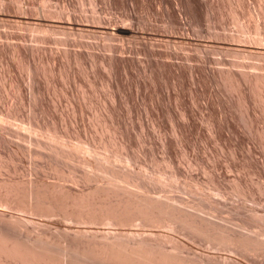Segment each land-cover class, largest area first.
I'll return each instance as SVG.
<instances>
[{"label": "bare ground", "instance_id": "obj_1", "mask_svg": "<svg viewBox=\"0 0 264 264\" xmlns=\"http://www.w3.org/2000/svg\"><path fill=\"white\" fill-rule=\"evenodd\" d=\"M37 1L42 2L41 9H39L41 11L36 9L39 14L42 13V16L36 14L37 11L33 15H39V18L38 16L31 17L32 14L30 13L34 9L32 5L36 4ZM53 1L15 0V2H12L10 0H0L1 23L8 21L13 24H24L30 30V32L28 31L30 34L31 29L45 34L34 35L35 32H32L33 35H29L25 32H19L18 28L13 31L3 29L2 26L0 29V69L6 78L9 77L10 85L8 86L11 87V92L8 93L11 94L8 95L15 97V101L10 102L4 100L0 93V120H7L5 123L0 122V169H5L9 173L7 177L0 175V264H243L236 258H232L231 253H241V256L247 257L251 264H264V219L263 216L258 214L260 209L253 207L254 209L250 210V213L254 211L259 216L253 214L251 218H248V215H250L248 214L247 217H243L246 214L244 211L242 217L236 218L233 215L240 206L235 203L236 205L232 207L233 200L230 204H227L226 201L228 197L235 195L243 201L247 199L250 200L249 202H253L250 204L259 205V203L264 202V191L260 188L262 184L259 187L260 189L257 190L255 188L258 186L252 187L247 181H243L245 178L239 177L238 174L237 177L233 178L230 185V183H226V179L230 177L229 174H227L229 176L227 177L224 176L226 175L225 172L223 175L217 171L213 173L209 171L210 174H207V177H202L204 174L200 176V174L194 172L195 170L193 171V168L192 170H185V168L179 166L178 160L180 159L176 157L177 144L182 146V150L186 147H188L186 149H190L189 147L196 148L198 145L192 142L195 141L196 135L194 138L192 137L194 140L190 138L196 133L199 135L200 125L198 124L199 121L197 122L194 118L193 111L196 110H191L188 107L189 104L186 105L190 101L187 102L189 96L195 104L199 102V97H202L203 94H206V96L207 93L210 94L209 96L213 94L215 98L217 97V101L215 100L217 105L220 104L222 107H226V109H223L227 110L235 98L232 99L225 93L228 99L220 94L219 96L218 90L217 94H214L213 89L209 87L211 83L225 80L226 83L230 82V86L228 84L230 89H237V92L235 89L233 90L236 94L238 93L237 96L240 101L237 99L235 101L237 100L236 102H239L242 106L244 105L247 109V106H249L248 108L251 107V97L259 99L257 95L261 93L259 90L260 93H256V97L251 96L254 91L249 92L252 81L254 80L257 84L258 81L263 80L264 83V75L251 74L247 71L246 67L249 65L244 64L245 62L232 64L230 61L231 64L229 65H232V67L229 66L230 68L209 66L210 55H208V50L219 48L220 45L210 43L211 41L204 43V40L197 38V34L204 31L201 24L203 0H55L57 2L55 8H50V2L53 3ZM87 3L91 6V9H89L92 10V16L90 14L89 16L86 15L88 11L84 7ZM208 6L210 5L208 4ZM78 8H82V10H79L83 13H78ZM15 9V14L10 17L8 13ZM85 12L87 13L84 14ZM255 15L259 16L258 13ZM5 23L7 24V22ZM258 25L257 28H259ZM56 31L63 34V37L55 38L57 37ZM51 32L56 33L55 37L52 38L48 34ZM245 32L244 34H246ZM233 35L235 34L233 33ZM100 40H107V42L104 41L106 43L102 44L103 42ZM11 42H13L12 48L9 47ZM29 42H37V44L34 43L36 46L30 45ZM252 42L251 44L254 43ZM52 43L57 44V47H52ZM187 47H193L199 53L192 55L186 51ZM9 53L12 54L11 57ZM215 61L217 63V60ZM222 62L221 60V64H223ZM224 62L226 63V61ZM234 66L238 69H233ZM252 66L256 69L259 68L256 64H250V67ZM19 71H25L29 79V86H27L28 82L24 84L25 78L22 79V73L20 74ZM142 77L147 78V81H144ZM260 77H262V80ZM76 80L80 82L79 87L82 83V87H80L82 90L78 86L76 87L82 92L83 102L85 99L86 102H88L87 99L93 101L101 85V87L107 86L110 90L105 88L109 93L111 91L109 105L105 103L106 100L103 101L99 97L102 104H100V101L97 105H102L101 107L105 110L97 108L99 114L98 111H95L98 116L97 118L94 116L97 119V121L94 119L97 125H94L96 128L92 125V128H95L93 130L87 128L86 123L84 124V103L78 101L80 98L77 100L73 96L69 99L66 97L69 102L71 99L74 104L72 105L73 112L70 110L72 113H58L59 111L57 112L56 108L61 106L58 105L60 102L58 104L54 103L56 102L55 99L50 101L46 97V93H50V91L57 94L58 92L70 93L67 83L71 84L72 81L77 83ZM232 83L234 86L231 87ZM260 84L261 82L257 85ZM187 85L188 89H186ZM253 87L256 88V85ZM261 87L264 89L263 85ZM147 88L156 93V95L153 93L155 99L158 97L157 104L159 107H156L160 108L159 113L162 111L167 114L165 117L167 116V120L171 122V127H173L171 129L176 137L173 139L169 137L171 135L165 134L167 136L161 139L164 134L161 133V141L159 140L162 142L159 143L163 146V152L166 155L160 161L164 160V165L167 166H165L166 170L169 168L168 171H165V167L162 166L163 163L154 156L155 147L153 145L154 150H151V146L150 150L143 147L146 152L142 154L149 157L140 162H143L148 170L149 168H158V174L162 176L163 171L169 174L172 178L169 182L164 179L165 182L160 183L161 179H154L156 178L153 174L154 169V172H151L154 178L151 177L150 172L151 176L148 174L147 176L142 174L140 170H136V158H142L143 156L135 157L137 153L135 155L136 151L133 150V144L136 143L133 129L138 127L141 130L142 135L140 134V136L142 139L143 137L144 139L145 137L149 138L150 135L152 136L155 133L152 134L153 130L151 131L149 125L143 123V121L138 120V123L134 120L136 122L134 123V121L128 120L127 117L130 118L131 116L134 119L133 113L136 111V104L138 106V102L135 103L137 99L133 89L136 90L137 95H140L143 91L148 90ZM226 90L227 88L225 92ZM5 91H8V89ZM150 91H147L148 97ZM235 92H233V95H235ZM255 92L256 90L253 93ZM106 94L108 95V93ZM188 94L189 96L186 97ZM62 96L64 95L62 94ZM211 97L208 99L210 100ZM155 99L153 103L156 102ZM262 99L264 100V98ZM170 100L176 103L177 109V106L181 108L179 113L171 111ZM209 100L203 104L205 107H209L207 105L211 106ZM210 101L213 104L215 102L213 99ZM236 102L234 103L237 104ZM253 102L255 103V101ZM96 103L98 101L95 102L94 100V104ZM103 103L106 105L103 106ZM122 103H125L124 106L127 104L126 111L129 116L126 114V118L129 122L122 115L124 110V108L120 109ZM25 104L29 105L30 111L25 108ZM259 106L260 104L257 107ZM156 107L154 110L157 109ZM222 107L220 106V108ZM251 108H253V105ZM225 110L224 112H226ZM258 110L260 111V109ZM156 111L158 112V110ZM159 113L156 114V122L155 119L152 121L155 123L154 127L157 126L160 128L158 131H162L163 128L165 129L170 125L166 126L168 121L165 124L164 114L159 115ZM228 113L230 117L234 115V112L230 114L229 110ZM246 113L248 115L249 111ZM224 115L227 116V114ZM138 116L137 114V118L141 117ZM160 116L165 120L161 119ZM211 116L209 114L208 118ZM214 118L216 119V116ZM224 118L222 119L224 120ZM227 118L225 119L228 121ZM9 119H19L20 122L29 125V127L26 126L28 132L9 125L7 123ZM205 119L207 121V117ZM211 119L213 117L210 118V122ZM222 119H220L221 121L216 119L211 125L207 124L210 126V132L214 134L213 138H222V135H227L223 134L224 127L230 132L228 133L229 136L233 134L234 129L232 127L235 126L232 125L233 122L226 123ZM249 123L247 124L249 125ZM31 130L44 132L50 140L42 139L40 136H36V133L34 135ZM90 130L93 131L91 132L94 133L93 135L89 132ZM260 130L257 128V131ZM166 132L168 131L166 130ZM246 132L248 133V131ZM136 133L138 134V132ZM7 134L11 138H17L18 141L19 139L25 141L27 145L22 146V143H19L20 141L18 142L16 139V141H9L8 139L11 138H7ZM262 135L261 137H263ZM152 137L155 138L156 136ZM152 137L150 140L147 139L153 144ZM241 137L243 138V136ZM224 138L227 137L222 139ZM251 138L253 139L252 136ZM190 140L193 143L192 145L189 142ZM231 140L229 141L231 142ZM205 144L202 143V145ZM239 144L238 140L234 143L233 154L232 150L230 152L231 158L232 155L239 154V146H242ZM73 145H75L74 148L83 150L85 155H82L83 153L78 149L70 147ZM212 146L214 147V145ZM230 147L232 148L233 145ZM100 148L106 149L110 154L107 152L105 156H98ZM182 152L178 154H182ZM248 153L246 152V154ZM26 156L31 160V166H25L27 167L25 174L29 176L28 178H24V174L20 175V171H22L21 161ZM199 157L195 156L190 160L185 156L186 160L188 159L190 162L188 166L199 165ZM201 157L203 158L204 155ZM158 158L160 159V157ZM233 159H237V157ZM210 161L209 163H212ZM227 163L226 165H228ZM254 164L256 165L255 161ZM141 169H144V167ZM202 169L205 170L203 167ZM217 169L220 170V168ZM176 181H179L178 185ZM174 186L178 190L172 189ZM205 188L213 190L218 197V199L214 198L217 200L216 202H212L214 199L205 201L204 198H202L203 200L195 198V195H198L199 192L202 191L201 194H203ZM164 191L165 193H163ZM178 191L188 196L182 195ZM205 198L208 197L205 196ZM245 208L242 209L245 210ZM225 213H228V216L232 215L239 221L232 222L234 218L232 216L226 217ZM253 227H257L258 230H256L257 228L254 230ZM195 245L198 246L195 248ZM199 245L206 247L202 249ZM245 263L247 264V262Z\"/></svg>", "mask_w": 264, "mask_h": 264}, {"label": "rangeland", "instance_id": "obj_2", "mask_svg": "<svg viewBox=\"0 0 264 264\" xmlns=\"http://www.w3.org/2000/svg\"><path fill=\"white\" fill-rule=\"evenodd\" d=\"M10 1H12V2H15V0H10ZM35 2H36V0H35ZM54 2H56L55 0L53 1V3H51L50 2V8H55V6H56V4H57V2L56 3H54ZM241 3V4H240ZM37 4V5H36ZM36 4H34L35 6H36V8H35V6L34 5H32V8H34V9H32L31 11H30V13L32 14L31 15V17H36V16H38V18H39V15H41L42 16V13L40 12V14H39V11H41V10H39V9H41V4H42V2L41 1H37V3ZM38 4H39V6H38ZM103 4V3H102ZM101 4V5H102ZM208 4L210 5V6H208ZM241 5V6H240ZM245 5V6H244ZM34 6V7H33ZM87 6H88V8H87ZM86 8V9H85ZM91 9V6L87 3L86 4V6L84 7V9L86 10V11H88V13L87 12H85L84 14H86V15H88L89 16V14H90V16H92L93 15V13H92V10H90ZM36 9H38V10H36ZM82 10V8H78V10ZM87 9H89V10H87ZM210 9V10H209ZM212 9V10H211ZM80 10H79V12L78 13H83L82 11L80 12ZM262 10H263V12H262ZM13 11V12H12ZM12 11H10L9 13H8V15L11 17L12 15H14L15 14V12H16V9L15 10H12ZM37 11V12H36ZM36 12V14H39V15H36V14H34L33 15V13H35ZM89 12H91V13H89ZM208 12V13H207ZM11 13V14H10ZM203 14H202V16H201V24H202V27H203V29H204V31L202 32V33H198L197 35V38H199V39H202V40H204V43H209V41H211L210 43H213V44H218V46L220 45V47L218 48H211L210 50H208V55H210V62H209V66H211V67H217V68H224V66H225V68L227 67H229L230 65L229 64H231V62H232V64L234 63H236V64H238L239 62L240 63H242V62H245L244 64H246V65H249V66H247L246 67V69H247V71H249V72H251V74H253V75H264V39H263V37H264V0H245V2H244V0H203V12H202ZM258 13V15L259 16H257V15H255V14H257ZM207 14V15H206ZM261 14V15H260ZM263 14V15H262ZM118 15H119V13H118ZM8 16V18H10ZM28 16H30V14H28ZM40 16V17H41ZM11 19V18H10ZM261 20V21H260ZM260 23H259V22ZM5 22H7V24L5 23ZM5 22H2L1 23V21H0V29L3 27V29H8V30H13V31H15V29H17L19 32H22V33H26V34H29V35H31L32 34V32L34 33V35L36 34V35H40V34H42V35H45V34H43L41 31V33L39 32H37L36 30H33L32 31V29H31V34L30 33H28V31L30 32V30H28V27H26L24 24H13L12 22H8V21H5ZM262 22V23H261ZM257 23V24H256ZM6 26V28H5V26ZM259 24V25H258ZM21 25V26H20ZM24 25V26H23ZM242 25V26H241ZM244 25V26H243ZM257 25L259 26V28H257ZM263 25V26H262ZM2 26V27H1ZM17 26V27H16ZM14 27V28H13ZM263 29H262V28ZM21 28V29H20ZM241 28V29H240ZM242 28H243V30H242ZM244 28H246V29H244ZM2 29V30H3ZM23 29H24V31H23ZM242 30V31H246L245 33L246 34H244V32H242V31H240V30ZM16 30V31H17ZM255 30H257L258 32L260 31V30H262V31H260L259 33L257 32V31H255ZM211 31V32H210ZM215 31V32H214ZM209 32H210V34H209ZM263 32V33H262ZM38 33V34H37ZM56 33H57V31H56ZM56 33L54 34V32L52 33H48L49 35H51V37L53 38V37H55V35H56ZM213 33H216V34H213ZM228 33V34H227ZM233 33L235 34V35H237V36H235V35H233ZM258 33V34H257ZM47 34V35H48ZM60 32L59 33H57V37H55V38H61V37H63V34H61V36H60ZM232 34V35H231ZM240 34V35H239ZM33 35V34H32ZM53 35V36H52ZM215 37H214V36ZM223 35H224V37H223ZM225 35H227L226 36V38H225ZM243 35H244V37H243ZM258 35V36H257ZM239 36H241L240 37V39H239ZM253 38H252V37ZM255 36V37H254ZM195 37V36H194ZM218 39H217V38ZM232 38V39H229V38ZM235 37V39H233ZM238 37V38H237ZM54 38V39H55ZM222 38V39H221ZM236 38L237 39H239L238 41L236 40ZM249 38V39H248ZM255 38V39H254ZM258 38V39H257ZM261 38V39H260ZM217 39V40H216ZM224 39H226L225 41H224ZM246 41H245V40ZM253 39V40H252ZM206 40H207V42H206ZM230 40V41H229ZM232 40V41H231ZM242 40V41H241ZM101 41V40H100ZM104 41H106L107 42V40H102L101 42H103L102 44H104V43H106V42H104ZM213 41V42H212ZM229 41V42H228ZM240 41V42H239ZM244 41V42H243ZM248 41V42H247ZM254 43H253V42ZM219 42V43H218ZM232 43V45H231V43ZM236 42H238L237 44H236ZM251 42L254 44H251ZM256 42V43H255ZM258 42V43H257ZM260 42V43H259ZM30 43V42H29ZM34 43H36L37 44V42H31L30 43V45L32 44V45H35ZM241 43V45H239ZM247 45H246V44ZM250 43V44H249ZM9 44H10V42H9ZM230 44V45H229ZM249 44V45H248ZM53 45V46H52ZM221 45H223V46H221ZM235 45V46H234ZM9 46V45H8ZM36 46V45H35ZM51 46L52 47H57V44L55 45V43H52L51 44ZM228 46H230L229 48H231V49H229L228 48ZM232 46V47H231ZM239 47V49H238V47ZM247 46V47H246ZM253 46V47H252ZM9 47H13V42H11V45L9 46ZM221 47H224L223 49L221 48ZM234 47V48H233ZM221 48V49H220ZM227 48V49H226ZM235 48H237V49H235ZM241 48V49H240ZM242 48H243V51H242ZM245 48V49H244ZM252 48V49H251ZM233 49V50H232ZM235 49V50H234ZM238 50V51H237ZM241 50V51H240ZM245 50V51H244ZM248 50H249V52H248ZM257 50V51H256ZM186 51L187 52H189V53H191L192 55H195L196 53H199V51L198 50H196V49H194L193 47H187V49H186ZM256 52V53H255ZM9 56L11 57L12 56V54H10L9 53ZM141 56V55H140ZM213 59H212V58ZM217 60V63H219V64H217V63H215L216 61L215 60ZM218 60H220V61H218ZM221 60L223 61L222 63L223 64H221ZM214 61V62H213ZM224 61H226V63L224 62ZM227 61H228V63H227ZM231 61V62H230ZM234 61V62H233ZM236 61V62H235ZM254 62V64H256V66H259V68L258 69H256V68H254L253 66L252 67H250V64L251 65H254V64H252ZM211 63V64H210ZM258 64V65H257ZM227 65V66H226ZM230 67H232V65L230 66ZM229 67V68H230ZM1 68V67H0ZM234 68H236V69H238L237 67H233V69ZM261 68V69H260ZM105 72V71H104ZM19 73L21 74V76H22V79L24 80V78H25V80H24V84H27V82H28V85L27 86H29V79H28V77H27V75H26V73H25V71H19ZM0 83H2V84H0V85H2L3 86V88H2V86H0V93H1V95H2V97L4 98V100H7V101H10V102H12V101H15V97H12V95H8V94H11V93H8L9 91L11 92V87H9L8 85H10V82L8 81L9 80V77L7 76V78L3 75V73H2V71H1V69H0ZM1 77H2V79H1ZM6 79L7 80V82H5L6 80H4V79ZM262 77H260V79H261ZM142 79L144 80V81H147L146 79L147 78H143L142 77ZM42 80H43V78H42ZM78 80V79H77ZM76 80V82L77 83H74V81H72V83L71 84H69V83H67V85H69L68 86V90L70 91V93H68V94H66V93H61V92H58V94H60V95H58L57 93H54V92H52L51 93V91H50V93L49 92H47L46 93V97H47V99H49L50 101L52 100L53 101V99H55L56 100V102H54V103H59L58 105H61V106H59L60 108H62V109H60L58 106V108H56V110H57V112L58 113H65V112H67V113H72L73 111V106L72 105H74L73 104V102L71 101V99H70V102H69V100H67V98L69 99L70 97H74V98H76L78 101H80L81 103L83 102L82 100H83V97H82V92L80 91V90H82L80 87H82V83H81V86L79 87L78 86V84L80 85V82H78V81H81V80H78L77 81ZM262 80V79H261ZM254 81V80H253ZM252 81V87L250 86V88H249V92H251L252 90H256V92L255 93H251L252 95L251 96H255L256 97V95L258 94V93H260V94H258L257 96L259 97V99L256 97V99L255 98H252L251 97V104L253 105V108H251L252 107V105L250 104V108H248L249 106H247V109H246V107L243 105H240V103L239 102H236L237 100L238 101H240V99L238 98V96H237V94H236V92H237V89H235V88H232V89H230V82L229 83H226L227 81H225V80H223V81H218L219 82V84H218V82L217 83H211V85H209V87H211L212 89H213V92H214V94L217 92V90H218V95L220 94V95H222V97H224V98H226L227 96L229 97L230 96V98H235V99H237L236 101H235V99H233V102H231V106H230V108H229V106H228V108H227V110H225L226 109V107H222V105H220V104H218L217 105V100H216V98H215V95H211V96H209L208 95V93H207V91H206V93H207V96H206V94H203L202 95V97H199V102L198 103H193V101H192V98H191V96H189V94L188 95H186V97H188L189 96V99H187V102L188 103H186V105L188 106V104H189V108H191V110H196V111H193L194 112V118L196 119V121L198 122V124L200 125V128H199V130H200V132H199V135H198V133H196V134H194L193 136H191L190 138L192 139V137L194 138V136H195V141H197V142H195V141H192L195 145H197V147L196 148H193V147H189L190 149H186V148H188V147H186L185 149L183 148V150H182V146H180V145H178L177 144V150H176V153H177V155H179V156H177L176 155V157H178V159H180V160H178V164H179V166H181L183 169L185 168V170H192V168H193V171L194 172H196V173H198V174H200V176L202 175V174H204L202 177H207L211 172L213 173L214 171H217V172H220V173H224V174H226V175H224V176H227V177H229L228 179H226V183L227 184H229L230 183V185H231V182H232V180H233V178L234 177H237L238 176V174L240 175L239 177H243V181H247V183L249 184V185H252V187H257V188H255V189H257V190H259L260 188L264 191V174H262V173H264V171H262V170H264V134L262 135V133H264V103H263V99L262 98H264V89L261 87L262 85H263V87H264V83L262 82V81H258L259 83L261 82V84L260 85H257V84H259L258 82H257V84L255 83V81L253 82ZM222 82V83H221ZM224 82V83H223ZM73 83H74V85H73ZM225 83H226V86H225ZM254 83V84H253ZM222 84V85H221ZM228 84H229V86H228ZM5 85V86H4ZM71 85H72V87H71ZM217 85V86H216ZM224 85V86H223ZM256 85V88L255 87H253V86H255ZM26 86V85H25ZM75 86V87H74ZM76 86H78L79 88H80V90L78 89V87H76ZM102 86V85H101ZM101 86H99V89L100 88H102V89H98L97 90V95H96V97L98 96V98H96L95 96H94V98L95 99H93V101H90V100H88L87 99V101L89 102H86V99L84 100V111H83V117H84V124L87 126V128L89 127V129H91L92 128V125H93V127H95L96 128V126H94V125H97L96 124V121H97V114H96V112L95 111H98V114L100 113L99 112V110H97V108L99 109V108H102V109H104L105 110V108H103V107H101V106H99V105H97V104H99L100 103V101L101 100H106V104L107 105H109L110 104V102H111V96H110V98H109V94L111 95V91H110V93L108 92V90L106 89V88H108L107 86H105V87H101ZM219 86V87H218ZM232 86H234L233 85V83L231 84V87ZM258 86V87H257ZM214 87V88H213ZM224 87V88H223ZM259 87H260V89H259ZM76 88V89H75ZM105 88V89H104ZM150 88V87H149ZM149 88H147L148 90H145V91H143L140 95H137V93H136V90L135 89H133V91H134V93H135V98L137 99H135L136 101H135V103H137L138 102V106H137V104H136V111L132 114L133 115V117H135L134 119L130 116V118L129 117H127V116H129V114L127 113V108H126V106H127V104L124 106V104L125 103H122V105H121V107H120V104H119V107H120V109L122 110V108H124V110L123 111H125V112H123L122 111V115H124V119L126 120V121H128L129 119H130V121H134V120H136V121H143V123H145V124H147V125H149V128H150V130L152 131V134H154V135H152V136H156L155 138L154 137H152L151 135H150V137L148 138L149 140H150V138L152 137V141H153V144H152V142L151 141H149L146 137H145V139H144V137H143V139H144V141H143V139H142V137L140 136V134L142 135V133H140V129L138 128V127H136V128H134L133 129V135L135 136V139H136V143L135 144H133V150H135L134 152H135V155H136V153H137V155L135 156V157H142V158H136L137 159V167H136V170L138 171V170H140V172L142 173V174H144V175H149V176H151V177H153L154 178V175L153 174H155V177L156 178H154V179H161L160 180V183L162 182H169L172 178H170V175L169 174H167L166 172H164L163 171V176L162 175H160V174H158V171H157V169L158 168H149V170H148V168L147 167H145L144 166V164H143V162H140V161H143L144 159H147V157H149V156H147L146 155V157H145V155H143L146 151L144 150V149H149L150 150V146L152 147L151 148V150H154V153H155V157H156V159H158L159 161L160 160H162L163 158H165L164 156H166L165 155V152H163V149L164 148H162L163 146H161V144L160 143H162V142H160L161 141V139H163V137H166L167 135H165V134H168V136L169 135H171V136H169L170 138H173V139H175V135H174V132H173V130L171 129V128H173V127H171L172 125H171V122L169 121V120H167L168 119V117L166 116L165 117V115H167L166 113H163L162 111H161V113H159L160 111V108H157L156 106H158V104H157V98L155 99V97H153V93H154V91L151 89V91H150V89ZM210 88V89H211ZM219 88V89H218ZM222 88V89H221ZM227 88V90H226V92H225V89ZM253 88V89H252ZM255 88V89H254ZM6 89H8V91H5ZM79 91H78V90ZM109 89V88H108ZM186 89H188V85H187V87H186ZM209 89V88H208ZM209 89V90H210ZM233 89H235L236 90V92H235V90H233ZM102 90V91H101ZM110 90V89H109ZM220 90V91H219ZM223 92H222V91ZM231 90V91H230ZM258 90V91H257ZM259 90H260V92H259ZM262 90V91H261ZM3 91V92H2ZM150 91L151 93L149 94V97L147 96L148 95V92ZM75 94H74V93ZM76 92H77V94H76ZM81 92V93H80ZM146 92V93H145ZM210 92V91H209ZM229 92H231V93H229ZM233 92H235V95H233L234 93ZM5 93V94H4ZM73 93V94H72ZM106 94V93H108V95L106 94V95H104V94ZM216 93V94H217ZM223 93V94H222ZM227 95H225V94ZM257 93V94H256ZM8 96H7V95ZM62 94L64 95V96H62ZM72 94V95H71ZM81 94V95H80ZM144 94V95H143ZM146 94V95H145ZM152 94V96H150ZM230 94V95H229ZM256 94V95H255ZM67 95V96H66ZM100 95V96H99ZM137 95V96H136ZM154 95H156V93H154ZM219 95V96H220ZM223 95H225V96H223ZM263 97H262V96ZM7 96V97H6ZM49 96V97H48ZM54 96V97H53ZM55 96H57V97H55ZM77 96V97H76ZM78 96H80V97H78ZM231 96H233V97H231ZM261 96V97H260ZM51 97H52V99H51ZM64 97V98H63ZM67 97V98H66ZM99 97H101V100H100V98ZM106 97V98H105ZM155 99L156 100V102L155 103H153L154 102V99H153V101H152V99ZM209 97H211V99H213L215 102H216V105H215V102H214V104L212 103V101H210L208 98ZM60 98V99H59ZM62 98V99H61ZM109 98V99H108ZM201 98V99H200ZM215 98V99H214ZM261 98V99H260ZM9 99V100H8ZM57 99H59V100H57ZM66 99V100H65ZM148 99H150V100H148ZM171 99L173 100V98L171 97ZM226 99H228V98H226ZM252 99H253V101H255V103L252 101ZM258 99V100H257ZM54 100V101H55ZM94 100H95V102H97L98 101V103H96V104H94ZM97 100V101H96ZM109 102H108V101ZM172 100H170L171 102H170V104L172 105H170V109H171V111H173V112H178L179 113V110H181V108L179 107V106H177L178 107V109L176 108V103L174 102L173 103V101ZM208 100H209V104H211V106L212 107H214L215 108V111H214V108L213 109H211L212 107L210 106V105H207V106H209V107H205L203 104H205V103H207L208 102ZM229 100H231V99H229ZM258 102H257V101ZM263 100V101H262ZM152 101V102H151ZM262 103V105H261V103ZM68 103V105H67V103ZM86 102V103H85ZM92 102V104H90ZM108 102V103H107ZM234 102H236L237 104H235ZM64 103V104H63ZM72 103V104H71ZM105 103H103V106H105L106 104ZM71 104V105H70ZM88 104V105H87ZM90 104V105H89ZM93 104H94V106H93ZM100 104H102V101H101V103ZM144 104V105H143ZM146 104V105H145ZM154 105V107H153V105ZM174 104H175V108H174ZM213 104V105H212ZM242 104V103H241ZM257 104V105H256ZM258 104H260V108L259 107H257L258 106ZM85 105H87V106H85ZM97 105V107H95ZM201 105V106H200ZM233 105V106H232ZM28 106V107H27ZM89 106V107H88ZM92 106V107H91ZM123 106V107H122ZM141 107V109H140V107ZM147 106V107H146ZM150 106V107H149ZM190 106H193V107H190ZM220 106L222 107V108H220ZM242 106V107H241ZM256 108H255V107ZM96 109H95V108ZM146 107V108H145ZM153 107V108H152ZM157 108V109H155L154 110V108ZM159 107V106H158ZM201 107V108H200ZM234 107V108H233ZM239 107V108H238ZM243 107H245V108H243ZM25 108H28L27 110L28 111H30L29 109H31L30 107H29V105L28 104H25ZM69 108V109H68ZM86 108V109H85ZM126 108V109H125ZM144 108V109H143ZM194 108V109H193ZM219 108V109H218ZM223 108H225V109H223ZM232 108V109H231ZM241 108H243V109H241ZM260 109V111L258 110V109ZM263 108V109H262ZM95 109V110H94ZM205 109V110H204ZM209 109V110H208ZM211 109V110H210ZM218 109V110H217ZM245 109V110H244ZM252 109V110H251ZM261 109H262V112H261ZM26 110V111H27ZM62 110V111H61ZM72 112H71V111ZM150 110V111H149ZM156 110H158V112L156 111ZM202 110V111H201ZM204 110V111H203ZM209 111V113H207L208 111ZM224 110L226 111V112H224ZM228 110L230 111V114H232L233 112V114L234 115H231V117L229 116V113H228ZM236 112H235V111ZM238 110V111H237ZM254 110H255V112H254ZM64 111V112H63ZM92 111V112H91ZM200 113H199V112ZM213 113H217V114H213ZM247 111H249V113H248V115H247V113L246 112ZM141 112V113H140ZM152 112V113H151ZM155 112H157V113H155ZM203 112V114H201ZM211 112V113H210ZM242 112H243V114H242ZM84 113H85V115H84ZM93 113V114H92ZM96 115H95V114ZM139 115L138 117H140L141 118V120H140V118H137L136 117V115L137 114ZM145 113V114H144ZM147 113V114H146ZM159 113V115L160 114H164V117L166 118V120L162 117V116H160V118L161 119H163V120H165V124L167 123V121H168V124H166V126L167 125H170V126H167V128H163L162 129V131H158V129H160L159 127H157V126H155L154 127V125H155V123H153L154 121L156 122V120H157V118L155 119V117H157L156 116V114H158ZM207 113V114H206ZM239 113H241V114H239ZM253 115H252V114ZM255 113H257L256 115H255ZM89 115V118H88V115ZM126 114H127V116H126ZM154 114V115H153ZM162 114V115H163ZM197 114V115H196ZM209 114L210 115H212L210 118H212L213 117V119H211V122H210V118H208V116H209ZM224 114H227V116H229V118H227V116L226 115H224ZM92 115V116H91ZM146 115H149L148 117L146 116ZM202 116V117H200V116ZM241 115H243V116H241ZM250 115H252V116H250ZM258 115V116H257ZM91 116V117H90ZM96 118H95V117ZM150 116H152V117H150ZM214 116H216V119H218L219 121H221L220 119H222V118H224L225 116V118H227L228 119V121L224 118V120L222 119V121H224V122H230V123H232V125H235V126H233L232 128L234 129H232L233 130V134H231L230 136H229V134L228 133H230L229 131H227L226 129H224L223 128V134H227V135H222V138L223 137H227L226 139H228L229 137H230V139H228V140H226L225 138L224 139H222V138H218V137H215V138H213L214 137V134L213 133H211L210 132V126L209 125H211V123L212 122H214V121H216V119L214 118ZM217 116H218V118H217ZM219 116H220V119H219ZM221 116H224V117H222L221 118ZM233 116V117H232ZM246 116V117H245ZM253 116H255V117H253ZM128 118V120H127V118ZM145 117V118H144ZM207 117V121H206V118ZM261 117V118H260ZM133 120H132V119ZM200 118V119H199ZM241 118V119H240ZM243 118H246V119H243ZM258 118V119H257ZM91 119V120H90ZM96 121H95V120ZM147 119V120H146ZM150 119H151V121H150ZM155 119V120H154ZM229 119H230V121H229ZM256 119V120H255ZM83 120H82V123H83ZM152 120H154V121H152ZM162 120V121H163ZM205 120V121H204ZM217 120V121H218ZM226 120V121H225ZM243 120V121H242ZM250 120V121H249ZM256 122H255V121ZM260 120V121H259ZM5 121H7V120H0V122H4L5 123ZM21 121V120H20ZM19 121V119H9L8 120V122L7 123H9V125H12L13 127H16V128H19V129H22V130H26L27 131V127H29V125H27V124H25V123H23V122H20ZM89 121V122H88ZM139 121H138V123H139ZM250 123H249V122ZM252 121V122H251ZM129 122V121H128ZM147 122V123H146ZM204 122H206L205 124H204ZM208 122H210V123H208ZM223 122V123H224ZM243 122V123H242ZM254 122V123H253ZM13 123V124H12ZM22 123V124H21ZM89 123V124H88ZM134 123H136L135 121H134ZM170 123V124H169ZM239 123V124H238ZM245 123H246V125H245ZM247 123H249V125L247 124ZM14 124H15V126H14ZM17 124V125H16ZM152 124V125H151ZM204 124V125H203ZM207 124H209V125H207ZM254 125L253 127H251L252 125ZM152 127H151V126ZM244 125H245V127H244ZM261 125V126H260ZM26 128H25V127ZM208 126V127H207ZM247 126H248V128H247ZM250 126V127H249ZM154 127V128H153ZM203 127V128H202ZM205 127V128H204ZM241 127H243V128H241ZM261 127H262V129H261ZM95 128H92V130L93 129H95ZM157 130H156V129ZM209 128V130H207ZM250 128V129H249ZM253 128V129H252ZM257 128L260 130V131H257ZM155 129V130H154ZM169 129V130H168ZM246 129V130H245ZM248 129V130H247ZM92 130H90L89 132L91 133V132H93ZM138 130V131H137ZM165 130V131H164ZM166 130L168 131V132H166ZM202 130V131H201ZM206 130V131H205ZM225 130V131H224ZM253 130V131H252ZM32 132H33V134L34 133H36V134H34V135H36V136H40V138H42V139H46V140H50V138L48 139V136H46V134L44 133V132H38L37 130H35V131H37V132H35L34 130H31ZM31 131H29V132H31ZM157 131V132H156ZM203 131H205V132H203ZM234 131H235V133H234ZM237 131V132H236ZM243 131H244V133H243ZM246 131H248V133L246 132ZM28 132V131H27ZM31 132V133H32ZM136 132H138V134L136 133ZM166 132V133H165ZM173 132V133H172ZM208 132V133H207ZM227 132V133H226ZM251 132V133H250ZM136 133V134H135ZM159 134V135H157V134ZM163 134V136H162V134ZM207 133V134H206ZM242 133V134H241ZM253 133V134H252ZM92 135L94 134V133H91ZM204 134V138L202 137V135ZM210 134V135H209ZM211 134H213V135H211ZM239 134V135H238ZM252 134V135H251ZM165 135V136H164ZM198 135V136H197ZM208 135V136H207ZM239 137H238V136ZM245 135H247L246 137H245ZM249 135H251L252 137H253V139H255V140H253L252 138H251V136H249ZM261 135L263 136V137H261ZM139 136V138L137 139V137ZM162 136V137H161ZM174 136V137H173ZM207 136V137H206ZM213 136V137H212ZM235 136H237V137H235ZM241 136H243V138L241 137ZM45 137V138H44ZM47 137V138H46ZM160 137H161V139H160ZM197 137H199V138H197ZM202 137V138H201ZM234 139H233V138ZM248 137H250V138H248ZM7 138H11L10 137V135H8L7 134ZM14 137H12L11 139H8L9 141H11V140H14V141H16L17 140V138H14ZM217 138V139H216ZM231 138H232V140H231ZM236 138H239V139H237L238 141H239V145H242V146H239L240 147V149H239V154L236 156H234V155H232L233 157L232 158H236L237 157V159H233L232 160V158H231V154H230V152H231V150H232V154H233V149H234V143H236L237 142V140H236ZM16 139V140H15ZM147 139V140H146ZM154 139H155V141H154ZM215 139V140H214ZM221 139V140H220ZM243 139H246V140H243ZM250 139V140H249ZM7 140V141H8ZM139 140V141H138ZM141 140H142V142H141ZM146 140V141H145ZM157 140V141H156ZM160 140V141H159ZM192 140H194V139H192ZM229 140H231V142L229 141ZM236 140V141H235ZM241 140V141H240ZM18 141V140H17ZM20 141V142H19ZM19 143H22L21 145L22 146H25L24 144H26L27 145V143H25V141H21L20 139H19ZM73 141H75V142H77V140H75V139H73ZM72 141V142H73ZM207 141V142H206ZM214 141V142H213ZM217 141V142H216ZM223 141V142H222ZM230 143H228V142ZM233 141H234V143H233ZM243 141V142H242ZM251 141V142H250ZM24 142V143H23ZM138 142V143H137ZM141 144H140V143ZM154 142H156L155 144H156V146H155V144H154ZM157 142H158V144H160V145H158L157 144ZM160 142V143H159ZM190 142V144L192 145L193 143L191 142V140L189 141ZM199 142V143H198ZM222 142V143H221ZM241 142H242V144H241ZM74 143V142H73ZM142 143H144V144H142ZM146 143V144H145ZM202 143L203 144H205V145H202ZM216 143V144H215ZM225 143V144H224ZM232 143V144H231ZM137 144H138V146H137ZM149 146H148V145ZM209 144V145H208ZM140 145V146H139ZM142 145V146H141ZM155 147H153V146ZM163 145V144H162ZM200 145H201V147H200ZM211 145V146H210ZM212 145H214V147L212 146ZM232 146L233 145V147L231 148L230 146ZM74 146L75 145H73V146H70V147H72V148H74ZM205 146V147H204ZM217 146V147H216ZM227 146H229V147H227ZM143 147H145L144 149H143ZM161 147V148H160ZM180 147V148H179ZM210 147V148H209ZM214 149H213V148ZM242 147V148H241ZM252 147H253V149H252ZM141 148V149H140ZM154 148V149H153ZM158 148H159V150H158ZM212 148V149H211ZM219 148V149H218ZM221 148V149H220ZM255 148V149H254ZM74 149H78V151H81V153H83L84 151L83 150H80L79 148H74ZM161 149V150H160ZM181 149V150H180ZM195 149V150H194ZM203 149H204V151H203ZM209 149V150H208ZM223 149V150H222ZM229 149V150H228ZM250 149V150H249ZM100 151H98V156H100V157H102V156H105L106 155V153L108 152V154H110V152L109 151H107L106 149H104V148H100L99 149ZM106 150V151H105ZM194 150V151H193ZM206 150H208V151H206ZM214 150H216V151H214ZM220 150H222V151H220ZM241 150V151H240ZM244 150V151H243ZM248 150V151H247ZM103 151V152H102ZM104 151H105V153H104ZM158 151V152H157ZM160 151V152H159ZM178 151V152H177ZM180 151V152H179ZM182 151H185V152H187V153H183ZM190 151V152H189ZM196 151V152H195ZM204 153H203V152ZM218 151V152H217ZM253 153H252V152ZM140 152V153H139ZM144 152V153H143ZM163 152V153H162ZM182 152V154H178V153H181ZM195 152V153H194ZM212 152H214V153H212ZM242 152V153H241ZM246 152H249L248 154H246ZM102 153H104V154H102ZM143 153V154H142ZM159 153V154H158ZM211 153V154H210ZM221 153H222V155H221ZM100 154V155H99ZM199 154H200V157H199ZM204 155V157H205V159H204V157L202 158L201 156H203ZM216 154V155H215ZM82 155H85V153H83ZM142 155V156H141ZM160 155V156H159ZM183 155H185L186 156V158H188V159H190V160H192V158H194L195 156L197 157H199L198 159L200 160V162H199V165H193L194 167H192L191 165H189V166H191V167H189L188 166V164H190V162H189V160L187 159L186 160V158H185V156H183ZM188 155V156H187ZM194 155V156H193ZM209 155V156H208ZM212 155V156H211ZM214 155V156H213ZM220 155V156H219ZM228 155V156H227ZM245 155V156H244ZM247 155V156H246ZM249 155V156H248ZM182 156V157H181ZM192 156V157H191ZM207 156V157H206ZM227 158H226V157ZM145 157V158H144ZM158 157H160V159L158 158ZM216 157V158H215ZM221 157V158H220ZM230 157V158H229ZM249 157V158H248ZM211 158V159H210ZM241 158H243V159H241ZM253 158V159H252ZM142 159V160H141ZM182 159V160H181ZM206 159H208V160H206ZM218 159H220V160H218ZM229 159V160H228ZM232 160V162L234 163V165H233V163L231 162V160ZM183 160H184V162H183ZM204 160H206V161H204ZM211 160V161H210ZM215 160V161H214ZM236 160V161H235ZM241 160V161H240ZM247 162H246V161ZM253 163V165H252V163L250 162V161ZM252 160H254L255 162H256V165H258V164H260V165H258L257 167H252V166H256L255 164H254V161H252ZM138 161H139V163H138ZM164 161V160H163ZM163 161H160V162H162L163 164H162V166H166V165H164V162ZM180 161V162H179ZM187 161V162H186ZM204 161V162H203ZM209 161L210 162H212V163H209ZM216 161H217V164H216ZM221 161V162H220ZM222 161H225L228 165H226V163L225 162H222ZM229 161H230V163H229ZM244 161V162H243ZM182 162V163H181ZM189 162V163H188ZM215 162V163H214ZM219 162V163H218ZM260 162V163H259ZM262 162V163H261ZM207 163V164H206ZM224 165H223V164ZM238 165H236V164ZM244 165H243V164ZM248 163V164H247ZM251 163V164H250ZM258 163V164H257ZM0 164H1V162H0ZM139 164H141L142 166H140ZM202 164H205V165H202ZM221 164V165H220ZM232 164V165H231ZM247 164V165H246ZM263 164V165H262ZM123 165H125L124 163H123ZM185 165V167H183V166ZM187 165V166H186ZM217 165V166H216ZM235 165H236V167H235ZM240 165V166H239ZM262 165V166H261ZM21 170L23 171H20V175H22V174H24L23 175V177L24 178H28L29 176L28 175H26L25 173H26V169H27V167L28 166H31V160L29 159V157H25L22 161H21ZM25 166H27V167H25ZM139 166H140V168H139ZM220 166V167H219ZM250 166V167H249ZM261 168H260V167ZM24 167V168H23ZM144 167V169L146 168L147 169V171H146V169L144 170V169H141V168H143ZM163 167V168H164ZM167 167V166H166ZM164 168L165 169V171H168L169 170V168H168V170H166L167 168ZM196 167V168H195ZM198 167V168H197ZM199 167H200V169H199ZM202 167L206 170H203L202 169ZM207 167V168H206ZM209 167V168H208ZM245 167H247V168H244ZM263 167V168H262ZM188 168V169H187ZM217 168H220V170L222 171H220L219 169H217ZM225 168V169H224ZM238 168H240V169H238ZM251 170H250V169ZM255 168V169H254ZM261 170H260V169ZM153 169H154V171H153ZM163 169V170H164ZM208 169V170H207ZM213 169V170H212ZM197 170V171H196ZM201 170V171H200ZM212 170V171H211ZM254 170V171H253ZM256 170V171H255ZM259 170H260V172H259ZM4 171V172H3ZM143 171V172H142ZM154 173H153V172ZM162 171V170H161ZM209 171H210V173H209ZM252 171V172H251ZM3 172V174H1ZM7 172V170H5V169H0V175H3L2 177H7L8 175L7 174H9L8 172ZM145 172H146V174H145ZM148 172V173H147ZM149 172H150V174H151V172L153 173V174H149ZM206 172V173H205ZM228 172V173H227ZM259 172V173H258ZM166 173V174H165ZM258 173V174H257ZM171 174V173H170ZM208 174V175H207ZM227 174H229V176L227 175ZM260 174V175H259ZM4 175H6V176H4ZM147 175V176H148ZM158 175H160V176H158ZM169 175V176H168ZM207 175V176H206ZM165 176H167L168 178H166ZM233 176V177H232ZM1 177V176H0ZM160 177V178H159ZM165 179V181H163ZM168 179V180H167ZM159 180H157V181H159ZM227 180H229V181H227ZM231 180V181H230ZM177 182V185H178V183H179V181H176ZM174 184H175V181H174ZM173 184V185H174ZM262 184V186L260 187V185ZM177 185H175V186H177ZM256 185V186H255ZM173 187L172 189H175V190H178V189H176V187ZM260 187V188H259ZM259 188V189H258ZM207 188H205V190H203L204 192H203V194H201V192H199V196L196 194L195 195V198H197L198 200L200 199V200H203L202 198H204V200L205 201H209L210 199L211 200H213L214 198L216 199H218V197L214 194V192H213V190L212 189H207ZM179 193H181L182 195H187V194H184L183 192H180V191H178ZM162 193V192H161ZM163 193H165V191L163 192ZM170 193V192H169ZM213 193V194H212ZM167 194H168V192H167ZM210 194V195H209ZM206 197H208V198H205V196ZM213 195V196H212ZM215 195V196H214ZM188 196V195H187ZM197 196V197H196ZM235 195H233V196H230V198L228 197L227 198V204L229 203H231V201L233 202V204L231 203V206L233 207V205H236L235 203H237L240 207H238V211L236 210V212H235V215H233V216H235L236 218L238 217H242V215L244 214V211H245V213L246 214H244L243 215V217H247V215L248 214H250V215H248V218H251V216H253V214L254 215H256V212H252L251 211V213H252V215H251V213H250V210H253L254 208L253 207H255V208H259L260 209V211H259V215L260 216H263V219H264V210H262V209H264V202H262V203H259V205H256V204H250V203H253V202H249L250 200H247V199H245L246 201H247V203H246V201L244 200L243 201V199L241 200V199H239V198H237L236 196L234 197ZM232 197V198H231ZM235 198V199H234ZM213 200L212 202H216L217 200ZM239 201H238V200ZM210 200V201H211ZM235 200V201H234ZM241 201H243V202H241ZM241 203H244V204H240ZM246 204V205H245ZM249 205H251V206H249ZM253 205V206H252ZM262 205V206H261ZM229 206V205H228ZM230 206V207H231ZM246 208H245V207ZM249 206V207H248ZM257 206V207H256ZM259 206V207H258ZM261 207V208H260ZM242 208H245V210H243ZM251 208V209H250ZM237 209V208H236ZM239 209H241V210H239ZM243 210V211H242ZM263 213H262V212ZM241 212V213H240ZM226 214V213H225ZM224 214V215H225ZM236 214H237V216H236ZM239 214V215H238ZM224 215H222V216H224ZM259 215H256V216H259ZM226 217L228 216V213L225 215ZM230 216H232V215H229L228 217H230ZM232 216V217H233ZM234 218V217H233ZM236 218H234V219H236ZM232 220V218H231V220H232V222L233 221H239L238 219H236V220ZM39 220V219H38ZM230 220V219H229ZM235 222V223H236ZM257 227H253V229L255 230ZM256 230H258V228L256 229ZM196 246H198V245H195V248H196ZM202 249H205V247L206 246H202V245H199ZM197 248H199V247H197ZM200 248V249H201ZM221 252H225V253H229V252H227V251H221ZM234 255V256H233ZM243 255V254H242ZM231 256H232V258H236V260H239L241 263H243V264H246L245 262H247V264H249L250 263V261H249V259L247 258H245V256L243 255V256H241V253H231ZM244 257V258H243ZM249 261V262H248ZM251 264V263H250Z\"/></svg>", "mask_w": 264, "mask_h": 264}]
</instances>
